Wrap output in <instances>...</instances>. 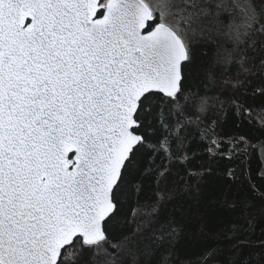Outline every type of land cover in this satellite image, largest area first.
<instances>
[{
    "label": "snow or ice",
    "instance_id": "6c2138e0",
    "mask_svg": "<svg viewBox=\"0 0 264 264\" xmlns=\"http://www.w3.org/2000/svg\"><path fill=\"white\" fill-rule=\"evenodd\" d=\"M0 264H264V0H0Z\"/></svg>",
    "mask_w": 264,
    "mask_h": 264
},
{
    "label": "trees",
    "instance_id": "16d2710c",
    "mask_svg": "<svg viewBox=\"0 0 264 264\" xmlns=\"http://www.w3.org/2000/svg\"><path fill=\"white\" fill-rule=\"evenodd\" d=\"M204 55H205V50L195 48V47L193 48V51H192V62H193L192 68L193 69H195L199 65V62L202 60ZM208 191L211 192V189H209Z\"/></svg>",
    "mask_w": 264,
    "mask_h": 264
}]
</instances>
